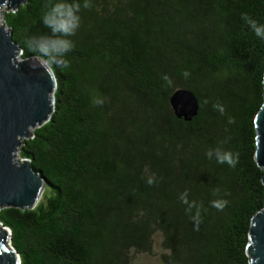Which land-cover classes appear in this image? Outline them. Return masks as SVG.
<instances>
[{
    "label": "trees",
    "instance_id": "obj_1",
    "mask_svg": "<svg viewBox=\"0 0 264 264\" xmlns=\"http://www.w3.org/2000/svg\"><path fill=\"white\" fill-rule=\"evenodd\" d=\"M249 21L264 26V0L2 9L20 59H43L56 82L50 119L18 148L44 191L33 209L0 210L20 264H132L157 234L161 264H249L250 221L264 206L253 160L264 39ZM58 41L71 48L37 47ZM179 88L198 101L190 122L169 105ZM225 153L234 166L218 162Z\"/></svg>",
    "mask_w": 264,
    "mask_h": 264
},
{
    "label": "water",
    "instance_id": "obj_2",
    "mask_svg": "<svg viewBox=\"0 0 264 264\" xmlns=\"http://www.w3.org/2000/svg\"><path fill=\"white\" fill-rule=\"evenodd\" d=\"M25 0H0L2 9L17 10ZM21 50L12 32L0 22V210L33 209L40 200L45 183L28 160L18 158V148L32 132L44 125L53 111L56 82L51 68L39 57L20 59ZM262 103L254 117L255 152L253 160L262 171L264 186V73ZM169 105L177 119L190 122L198 113L192 91H173ZM249 264H264V206L255 214L248 230L245 248ZM0 264H20L10 245V231L0 223Z\"/></svg>",
    "mask_w": 264,
    "mask_h": 264
},
{
    "label": "clouds",
    "instance_id": "obj_3",
    "mask_svg": "<svg viewBox=\"0 0 264 264\" xmlns=\"http://www.w3.org/2000/svg\"><path fill=\"white\" fill-rule=\"evenodd\" d=\"M54 13H55V9H54ZM51 21H52L51 15L45 18L46 24H50ZM249 26L252 28L254 34L257 37L264 39V26H258L254 21H249ZM58 30L67 31L66 29L63 28H60ZM37 47L40 49V51L44 53L53 52L58 55H61L71 48V44L68 41H58L54 44H50L47 46L44 44H39L37 45ZM218 162H227L230 166H234L236 161L231 157L230 154L225 153L222 156L218 154ZM149 183H151V181H149ZM214 206H218V205H214Z\"/></svg>",
    "mask_w": 264,
    "mask_h": 264
},
{
    "label": "rangeland",
    "instance_id": "obj_4",
    "mask_svg": "<svg viewBox=\"0 0 264 264\" xmlns=\"http://www.w3.org/2000/svg\"><path fill=\"white\" fill-rule=\"evenodd\" d=\"M162 253L164 250L161 246V236L157 234L153 238L151 253L136 254L132 264H161L160 255Z\"/></svg>",
    "mask_w": 264,
    "mask_h": 264
}]
</instances>
